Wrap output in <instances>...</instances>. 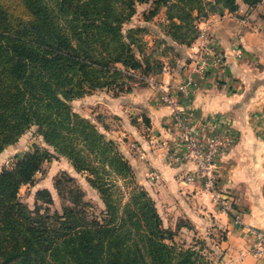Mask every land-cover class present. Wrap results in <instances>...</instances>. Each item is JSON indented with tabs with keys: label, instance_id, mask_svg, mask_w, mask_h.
<instances>
[{
	"label": "trees",
	"instance_id": "1",
	"mask_svg": "<svg viewBox=\"0 0 264 264\" xmlns=\"http://www.w3.org/2000/svg\"><path fill=\"white\" fill-rule=\"evenodd\" d=\"M241 1L250 8L262 2ZM145 3L155 7L151 14L165 8L168 35L185 46L198 38L200 20L240 8L238 0H23L30 19L14 20L0 5V155L36 126L45 144L89 174L106 205L101 218L89 214L84 191L64 174L56 188L70 205L43 213L38 202L52 204L53 197L41 189L30 210L20 189L35 183L53 155L26 154L0 173V264H213L175 243L143 187L136 185L125 204L114 197L106 176L131 182L133 167L114 140L70 105L94 90L131 93L138 83L133 72L153 73L139 35L146 30L125 29L136 5Z\"/></svg>",
	"mask_w": 264,
	"mask_h": 264
},
{
	"label": "crops",
	"instance_id": "2",
	"mask_svg": "<svg viewBox=\"0 0 264 264\" xmlns=\"http://www.w3.org/2000/svg\"><path fill=\"white\" fill-rule=\"evenodd\" d=\"M238 2V11L212 14L197 24L198 31L206 33L225 55L223 69L212 67L205 78L196 77V84L185 95L179 94L176 86L188 75L200 45L198 37L191 46L183 47L176 69L149 76L145 86L134 84L131 93L114 96L109 108L125 123L113 131L116 135L112 138L119 142L140 183L155 199L163 220L177 214L192 220L199 236L210 228L223 232L224 238L215 247L219 264H264V254L254 255L259 241L243 230L245 225L264 230V0L254 8ZM166 90L190 129L206 137H230L216 163L220 190L224 199L232 202V211H225L201 184L185 180L197 163H168L159 141L182 142L172 125L175 108L166 99ZM134 112L142 114L153 141H147L129 122V113ZM120 135L130 141L120 140ZM137 142L146 150L145 160L131 151ZM153 172L159 173L158 182L152 181Z\"/></svg>",
	"mask_w": 264,
	"mask_h": 264
},
{
	"label": "rangeland",
	"instance_id": "3",
	"mask_svg": "<svg viewBox=\"0 0 264 264\" xmlns=\"http://www.w3.org/2000/svg\"><path fill=\"white\" fill-rule=\"evenodd\" d=\"M0 5L14 20L30 19L29 12L23 5V0H0ZM153 9H155V7H153L151 3L137 4L135 14L125 25V29L142 27L146 30V32L140 33L139 35L147 43L146 51L151 53L150 62L153 66V73L144 76L141 71L133 72V78H135V81H137L140 86L147 85L149 76L155 73L162 72L165 69H176L179 65L178 60L182 58L184 53L185 48L183 47H187L178 44L168 35L169 22L166 18L165 8H160L156 13L151 14ZM116 92L117 90H94L79 99H75L70 105L74 113L87 119L94 125H97L108 139L114 140L119 146V142L112 138V135H116L113 131L122 129L125 123L123 118L114 115L109 108L113 105V98ZM129 115V122H132L133 126L138 128V132L144 136L147 141L150 140L151 137L148 135L151 133L147 130L148 125L145 119L142 118V114L134 112L129 113ZM102 126L107 128V130L102 128ZM119 138L122 141L124 139L130 141L125 136L120 135ZM153 139L154 137L151 138V141H153ZM162 141L173 143L167 139H163ZM137 143L139 145V142ZM138 145L133 146L131 151L133 150L132 152H136L140 159L145 160L144 158L147 154L146 150L143 145ZM36 149H47L53 156L50 161L43 164L41 171L36 174L34 184L23 185L21 187L19 192L20 201L25 203L29 209L33 211L37 207V191L48 189L53 197V203L46 204L43 201L38 202V205L42 207V212L44 213L46 209H49L52 215L55 212L62 213L63 206L70 205V202L66 200L67 194L65 191L63 196V194H60L57 190L56 180L66 174L74 178L76 184L84 191L85 201L91 205L87 208L88 213H93L98 218H101L102 213L106 210V205L100 192L88 182L87 178L89 174L78 173L66 156L56 153L53 148L45 144L36 126L30 127L15 143L7 146L1 153L0 173L5 168L12 169L19 159ZM133 175L134 179H132L131 182L125 181L123 178L116 175L106 176V187L110 186L111 191L114 193V197L122 204L127 202L130 192L136 185L146 190L140 183L134 170ZM152 181L158 182L159 179H152ZM227 202L232 204L230 200H227ZM163 226L174 232V240L179 247L185 249L194 248L202 255H205L213 264H219L215 247L216 243L221 238H224L223 232L210 228L199 236V232L195 228L193 221L188 217L177 214L169 215L168 221L163 220ZM135 239H138V237L135 236Z\"/></svg>",
	"mask_w": 264,
	"mask_h": 264
},
{
	"label": "built area",
	"instance_id": "4",
	"mask_svg": "<svg viewBox=\"0 0 264 264\" xmlns=\"http://www.w3.org/2000/svg\"><path fill=\"white\" fill-rule=\"evenodd\" d=\"M200 45L195 58L191 61L186 75L176 86L180 95H185L190 87L196 84V77L205 78L211 71V68L218 66L223 69L226 66L225 55L213 44L210 37L204 33H198ZM166 94L169 90L165 91ZM166 99L174 106L172 114V125L181 134L179 137L181 145L176 143H166L159 141V144L166 151V159L169 164L179 166L185 161H194L197 168L194 172L186 175V181L189 183H199L205 190L209 191L220 202L225 211H232L233 204L224 199L220 190V171L216 163V156L219 151L230 143V137L226 135H217L206 137L201 131L190 129L188 120L185 119L177 109V102L167 94ZM152 179H160L157 172L150 174ZM243 230L257 238L259 241L254 250V255L262 256L264 254V230L245 225Z\"/></svg>",
	"mask_w": 264,
	"mask_h": 264
},
{
	"label": "water",
	"instance_id": "5",
	"mask_svg": "<svg viewBox=\"0 0 264 264\" xmlns=\"http://www.w3.org/2000/svg\"><path fill=\"white\" fill-rule=\"evenodd\" d=\"M223 197H224V195H223ZM225 198V197H224Z\"/></svg>",
	"mask_w": 264,
	"mask_h": 264
}]
</instances>
